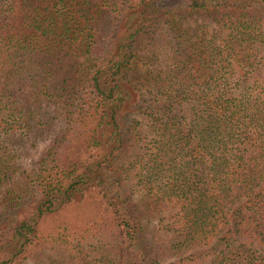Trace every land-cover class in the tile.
Here are the masks:
<instances>
[{"label": "trees", "instance_id": "obj_1", "mask_svg": "<svg viewBox=\"0 0 264 264\" xmlns=\"http://www.w3.org/2000/svg\"><path fill=\"white\" fill-rule=\"evenodd\" d=\"M89 199L93 262L42 231ZM0 202V264H264V0H0Z\"/></svg>", "mask_w": 264, "mask_h": 264}, {"label": "rangeland", "instance_id": "obj_2", "mask_svg": "<svg viewBox=\"0 0 264 264\" xmlns=\"http://www.w3.org/2000/svg\"><path fill=\"white\" fill-rule=\"evenodd\" d=\"M98 1V0H96ZM211 25L210 28L212 29L214 26L212 25L211 21H209L206 18L201 17H194L191 21L189 26L193 27L194 29L199 28L202 25ZM200 30V29H199ZM45 112L48 113V115L53 117V122L55 124L53 133L48 136L44 141H41L38 143V145L35 148H32L27 151V154L23 157V160L21 161V168L22 172H24V175L28 174L34 167L36 166L38 160L42 156V154L45 152V150L51 145L53 139L60 134L63 129L65 128V119H64V110L63 106L61 104H50V105H44ZM24 178V177H23ZM21 178V179H23ZM134 180V179H132ZM130 195V198L132 199V202L136 205L135 207V216L137 219V222H139L142 226V228L145 230V235H151L153 228L156 226V221L154 219H151L150 222L148 221L147 217H143V208H142V202H141V193L138 189V187H132V192ZM94 204L93 200L86 201L81 208H76L75 206L71 207L69 212L66 213V216H63L65 214H59V216H54L47 220L43 226L42 231L46 235H50V237L57 236L60 232L64 235L63 240L64 242H72L76 246L80 244V238L83 236L82 234H86V231H83L85 226L84 221L91 216H97L95 212L96 208H94L92 205ZM2 211V206L0 202V212ZM61 215V216H60ZM74 223L77 226V229L72 228V232H69V227L65 226L69 223ZM59 228V229H58ZM143 234V233H142ZM62 235V236H63ZM88 237V252L90 253V259L92 262L95 260V258L98 257V255L101 256V250L102 246L104 245V250L106 252H109V244L113 243L111 235L109 237H106V241L101 242V238L92 239L91 235L86 234ZM103 235V234H102ZM61 236V237H62ZM108 236V234L106 235ZM59 239V236L56 238ZM87 247V245H85ZM60 247H56L54 249L51 245H48L43 250H38L37 253L32 255L25 263L23 264H59V257L62 255ZM105 252V253H106ZM65 257L68 256L69 253H63ZM63 256V255H62ZM94 264V263H93Z\"/></svg>", "mask_w": 264, "mask_h": 264}]
</instances>
